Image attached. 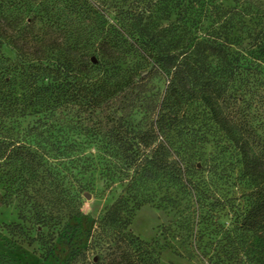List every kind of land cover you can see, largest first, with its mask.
<instances>
[{
  "label": "trees",
  "instance_id": "1",
  "mask_svg": "<svg viewBox=\"0 0 264 264\" xmlns=\"http://www.w3.org/2000/svg\"><path fill=\"white\" fill-rule=\"evenodd\" d=\"M29 1L0 0L3 203L16 205L42 246L67 244L72 264H88L90 253L94 264H161L131 221L154 203L149 190L164 178L186 186L157 130L165 135L197 104L238 148L246 177L261 184L242 231L226 235L210 258L248 264L246 236L264 237V149L256 151L261 139L251 122L228 111V90L262 68L264 0H138L116 24L90 0L53 1L65 3L64 22L43 20ZM83 145L98 150L87 155ZM96 170L123 190L81 231L73 222L85 217L83 194L92 186L84 176Z\"/></svg>",
  "mask_w": 264,
  "mask_h": 264
},
{
  "label": "rangeland",
  "instance_id": "2",
  "mask_svg": "<svg viewBox=\"0 0 264 264\" xmlns=\"http://www.w3.org/2000/svg\"><path fill=\"white\" fill-rule=\"evenodd\" d=\"M53 1L30 0V9L32 13L42 16L43 20L64 22L67 17L60 9L64 2L54 8ZM97 1L90 0L97 6L101 4L98 6L101 14L111 24L118 22L121 9L139 6L138 0ZM3 50L7 56L15 58L10 48L4 47ZM260 63L262 68L237 79L228 90L233 112L228 111L232 115L237 113L235 116L239 120L250 121L261 139L257 153L264 149V58ZM185 109H188V113L184 117L181 115L170 131L165 135L158 130L157 133L159 141L164 142L171 152V159L183 169L187 184L174 185L164 178L153 186L149 191L154 193V203L143 205L135 212L130 231L148 243L161 264H214L210 258L217 253L216 247L226 244V235L230 233L235 238L242 231V219L254 202L261 184L259 186V182L246 177L238 148L204 112L203 106L188 104ZM80 148H84L87 155L98 150L95 145ZM84 180L92 185L83 194L82 212L85 217L73 222L80 224L81 231L95 227V222L123 190L118 180L111 182L105 179L100 170L87 173ZM2 196L0 183V264L74 262L71 249L62 240L42 246L35 228L23 224L16 205H5ZM16 223L23 225V228L7 229L8 225ZM50 245H53L52 254L44 258ZM245 246L248 264H264V237L260 231L250 232L246 236ZM89 255L88 264H94L97 259L91 253ZM221 259L224 260L223 253ZM222 264L233 263L225 260Z\"/></svg>",
  "mask_w": 264,
  "mask_h": 264
},
{
  "label": "water",
  "instance_id": "3",
  "mask_svg": "<svg viewBox=\"0 0 264 264\" xmlns=\"http://www.w3.org/2000/svg\"><path fill=\"white\" fill-rule=\"evenodd\" d=\"M87 197H89V195H87Z\"/></svg>",
  "mask_w": 264,
  "mask_h": 264
}]
</instances>
